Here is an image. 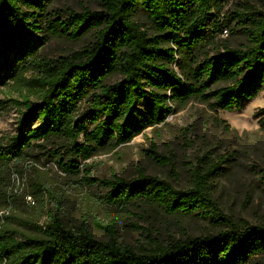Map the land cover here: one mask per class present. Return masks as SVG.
<instances>
[{
	"label": "trees",
	"instance_id": "16d2710c",
	"mask_svg": "<svg viewBox=\"0 0 264 264\" xmlns=\"http://www.w3.org/2000/svg\"><path fill=\"white\" fill-rule=\"evenodd\" d=\"M54 1L0 0V56L9 60L0 65V89L22 108L16 132L0 137V264L258 261L264 256V224L234 221L213 197L223 159L203 154L185 189L140 170L129 179L97 178L82 161L165 124L192 101L216 112L238 110L255 98L264 86V0L226 10L229 0H99V10L80 12L53 8ZM139 14L145 22L136 19ZM226 29L238 31L245 43L231 47L218 40ZM88 34L92 41L79 50L39 55L51 38L77 41ZM261 112L264 129V106ZM149 153L172 165L155 148ZM45 161L63 175H80L77 183L101 186L109 206L198 215L219 230L165 243L151 239V248L137 251L117 240L114 223L94 220L107 238L99 240L85 218L65 219L60 176L38 171ZM14 175L30 191L19 188ZM27 196L34 205L25 207Z\"/></svg>",
	"mask_w": 264,
	"mask_h": 264
},
{
	"label": "rangeland",
	"instance_id": "374dc122",
	"mask_svg": "<svg viewBox=\"0 0 264 264\" xmlns=\"http://www.w3.org/2000/svg\"><path fill=\"white\" fill-rule=\"evenodd\" d=\"M246 1L258 6L260 0H229L225 10L238 8L237 3ZM52 7L71 8L76 12L85 8L100 9L99 0H55ZM136 19L145 22V15L139 14ZM217 37L231 47L245 43L236 30L232 33L229 29L223 30ZM92 39V34L77 41L51 38L39 50V55H65L79 50ZM7 60L0 56V65ZM6 94L5 90L0 89L1 138L16 132L21 117L18 110H22L21 107L17 109ZM263 106L264 86L255 98L243 102L238 110L215 112L206 105L192 101L184 109L171 114L165 124L148 127L130 142L112 150L98 151L82 163H88L91 175L97 178L117 176L129 179L140 170L164 178L178 189H185L190 186V172L196 160L203 154L213 156L215 162L223 159L219 166L223 172L217 178L213 192L220 209L239 223L249 226L264 224V129L260 125ZM85 109L81 104L80 115ZM223 126L228 128L224 129ZM151 148H155L157 154L172 165H163L151 158ZM38 171L60 176L57 183L66 206L65 219L79 223L81 218H85L90 232L102 241L107 239L106 235L94 226V220L103 224L114 223L117 240L137 251L151 248V239L165 243L208 236L219 230L209 219L198 215L172 217L148 207L142 211L133 205L125 209L109 206L102 201L105 189L99 185L77 183L75 180L80 175L78 178L63 175L51 161L40 164ZM13 179L19 188L26 190L28 187L30 191L26 181L16 175ZM33 199L25 197V207L34 205ZM263 259L264 256L250 264H257Z\"/></svg>",
	"mask_w": 264,
	"mask_h": 264
}]
</instances>
